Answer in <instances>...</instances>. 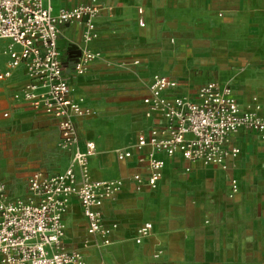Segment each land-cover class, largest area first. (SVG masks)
I'll list each match as a JSON object with an SVG mask.
<instances>
[{
  "label": "built area",
  "instance_id": "built-area-1",
  "mask_svg": "<svg viewBox=\"0 0 264 264\" xmlns=\"http://www.w3.org/2000/svg\"><path fill=\"white\" fill-rule=\"evenodd\" d=\"M102 10L99 0L57 11L53 0H0V41L8 42L0 46V81H7L16 69L24 67L28 81L14 98L56 119L59 147L70 154L64 171L32 173L25 197H10L6 186L0 184V264H86L83 251L68 248L64 242L65 216L72 198L79 201L87 233L98 239V246L113 242L118 224L105 223L102 207L123 190L125 180L92 178L90 159L97 146L86 141L82 147L77 119L93 116L96 111L72 97L74 89L67 78L68 73L84 75L92 62L104 58L102 52L91 48L100 35L97 19ZM138 14L139 25L145 27L142 7ZM70 24L81 28L83 45L75 49L74 58L63 59L59 38L62 27ZM3 55L5 59H1ZM178 86L179 81L168 76L152 77L149 95L143 101L146 116L154 124L139 132L133 147L116 150L120 161L131 158L133 150H145L139 159L147 163L148 174L136 173L131 178L138 192L145 187L157 188L162 179L165 159L157 154L228 169L229 159L241 153L231 144L233 135L247 131L264 136V106L257 97L242 106L230 83L209 81L192 95L178 94ZM239 190L238 180L231 178L229 196L234 197ZM152 231L153 223L145 222L138 227L135 242L142 243ZM162 254L160 249L154 257Z\"/></svg>",
  "mask_w": 264,
  "mask_h": 264
},
{
  "label": "crops",
  "instance_id": "crops-1",
  "mask_svg": "<svg viewBox=\"0 0 264 264\" xmlns=\"http://www.w3.org/2000/svg\"><path fill=\"white\" fill-rule=\"evenodd\" d=\"M87 1L89 0H53V4L57 11L60 7H72ZM99 2L103 6L101 15L97 19L100 35L91 44V48L102 52L104 58L92 62L84 75L77 76L74 73L67 75L68 81L74 89L72 97L76 100L82 99L83 105L95 111L96 99L89 96L92 86H85L84 76L89 74L91 77L94 73L100 72V62L114 61L113 52L104 48L103 45H111L117 40L127 43L136 37L138 28H142L138 23L139 7L144 9L145 27H159L166 24L169 27H174L181 19L185 20V13L192 8L189 0H99ZM207 4L211 7H207ZM212 5L225 13L234 14L235 19L248 13L249 21L256 20L261 25L264 24V0H202L197 8L200 12H208L210 9L213 10ZM226 18L230 19V16ZM81 32V28L75 24L62 27L59 49L63 59L72 56L76 47L83 45ZM221 42L223 45L227 43L224 39ZM101 44L102 47H100ZM240 49H246L250 54L241 60L246 63L244 69L234 73L246 77L244 84L245 95H247L246 97L242 96L230 84L234 95L242 106L248 105L253 97H257L264 106V44L242 46ZM230 58L236 59L234 56H230ZM137 60L141 61V59H135L133 62ZM255 61L262 63L260 70L254 69ZM250 70L258 73L250 74ZM156 74L179 81L175 76L162 73L154 75ZM27 81L28 77L24 67L16 69L7 81H0V127L16 124L24 127V133H27L23 137L26 148L24 152H27L29 159L35 156L36 161L41 162L39 158L45 155L49 144L53 149L56 148V145L59 147L60 132L56 119L42 111L34 110L28 103L14 98V93ZM209 81L227 83L221 80ZM178 88L176 90L178 94L192 95L196 92L181 93ZM251 92L254 93L249 95ZM148 95L147 87L140 100L142 121L136 130L135 142L139 132L147 131L154 124V120L146 116L147 107L143 100ZM3 115L8 118H3ZM92 119H94L93 116L77 119L82 147H85L86 141H94L97 146L96 154L90 159L92 178L96 180L122 178L125 180L123 190L113 199L106 201L102 207L105 223H117L118 228L112 235V244L102 247L105 248L104 253L108 255V259L100 264H264V259H260L259 252H257L259 249L256 248V237L264 234V226L261 227L262 218L259 217L260 214L264 216V199L250 203L242 196H238L241 193L239 181V193L232 198L229 196L230 181L231 178L237 179L235 171L242 150L250 139L249 136H264L247 131H240L233 135L231 144L238 146L241 153L238 158L229 159L228 169H223L219 165L190 163L178 155L169 158L164 154H157V157L165 159L163 177L157 188L145 187L143 191L138 192L131 178L136 173L147 176V163L139 159L145 150L142 152L133 150L132 157L124 161H120L115 155V163L111 158L112 155L105 154L102 161L97 163L95 157L99 148L104 146L110 151L117 145V139L109 131L104 139L98 137L96 141L87 129ZM122 139L125 142L129 140ZM128 147L122 146L117 149ZM37 149H40L39 153L36 152ZM60 150L62 149L60 148ZM66 153L70 157V154ZM8 155L5 165L8 167V171H14L16 169L15 158L22 153L14 152ZM67 166L57 172L42 169L34 172L56 174L64 171ZM210 180H212L211 183L208 182ZM223 183H228V190L219 187ZM0 184L6 186L7 194L10 197H25L28 194V191L25 195L12 194L4 181L0 180ZM65 222L67 227L65 245L71 249L82 250L86 264H94L92 259L97 251L93 248L86 249L82 245L83 237L90 236L87 233V223L82 207L76 198L71 200ZM145 222L153 223V231L142 243L137 244L135 242L137 229ZM91 238L98 241L96 237ZM262 245L258 244L257 246L258 248L262 247L264 254V242ZM160 249L163 250V254L159 258H155L154 254Z\"/></svg>",
  "mask_w": 264,
  "mask_h": 264
},
{
  "label": "rangeland",
  "instance_id": "rangeland-1",
  "mask_svg": "<svg viewBox=\"0 0 264 264\" xmlns=\"http://www.w3.org/2000/svg\"><path fill=\"white\" fill-rule=\"evenodd\" d=\"M201 1L189 0L192 8L185 13V20L181 19L174 27L166 24L138 28L136 37L131 42L122 43L117 40L111 45H103L113 52L115 58L110 63L100 62V72L91 77L89 74L84 76L85 86H92L89 96L96 99L97 105L94 119L87 129L95 140L98 137L104 139L111 131L116 136L117 145L110 151L101 146L95 157L97 163L102 161L105 154L112 155L115 163L117 148L134 146L136 130L142 121L140 100L155 73L175 76L179 80L178 91L181 93H193L206 81L221 80L233 85L236 91L246 97V77L234 72L244 69L246 63L241 60L248 57L250 52L240 47L263 45L264 24L261 25L256 20L249 21L248 13L235 19L234 14L225 13L214 5L213 10L200 12L197 6H200ZM207 7L211 6L207 4ZM222 39L226 40L225 45L221 42ZM7 44L6 41H0L2 48ZM230 56L236 59L232 60ZM3 58L6 56L3 55L1 59ZM135 59H141L140 63L133 62ZM261 67L262 63L255 61L254 69L260 70ZM251 73L258 72L250 70ZM252 93L254 92L249 95ZM3 118L8 116L3 115ZM23 128L17 124L0 127V180L15 195L27 193L28 178L35 170L57 172L70 162L66 152H62L58 145L53 149L50 144L45 155L39 158L41 162L36 161L35 156L29 159L27 152H24L26 148L23 137L27 133H24ZM122 138L129 140L125 142ZM249 138L242 150L235 176L241 184L238 196L251 203L264 199V137L254 135ZM14 152L22 155L15 158L16 169L8 171L5 165L7 156ZM36 152L39 153L40 149ZM208 182L211 183L212 180ZM219 187L228 190V183L220 184ZM259 217L262 218L263 227L264 216L260 214ZM256 239V248L259 249L257 252L263 260L264 234ZM97 243L91 237L82 239V245L86 249L93 248L97 251L92 259L94 264L108 259V255L104 253L105 248L99 247ZM258 244L262 247L258 248Z\"/></svg>",
  "mask_w": 264,
  "mask_h": 264
},
{
  "label": "water",
  "instance_id": "water-1",
  "mask_svg": "<svg viewBox=\"0 0 264 264\" xmlns=\"http://www.w3.org/2000/svg\"><path fill=\"white\" fill-rule=\"evenodd\" d=\"M76 48H77V47H76ZM70 57L74 58V56H73V55H72V56H70ZM72 58H71V59H72Z\"/></svg>",
  "mask_w": 264,
  "mask_h": 264
}]
</instances>
